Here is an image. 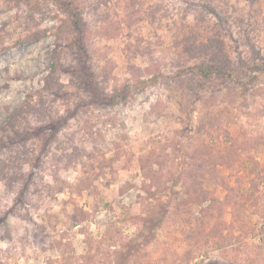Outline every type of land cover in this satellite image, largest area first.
Listing matches in <instances>:
<instances>
[{
    "label": "rangeland",
    "instance_id": "rangeland-1",
    "mask_svg": "<svg viewBox=\"0 0 264 264\" xmlns=\"http://www.w3.org/2000/svg\"><path fill=\"white\" fill-rule=\"evenodd\" d=\"M0 141V264H264V0H0Z\"/></svg>",
    "mask_w": 264,
    "mask_h": 264
},
{
    "label": "trees",
    "instance_id": "trees-1",
    "mask_svg": "<svg viewBox=\"0 0 264 264\" xmlns=\"http://www.w3.org/2000/svg\"><path fill=\"white\" fill-rule=\"evenodd\" d=\"M53 62H52V70H54L59 65V50L54 49L53 51ZM189 74H193V76L201 77L202 79H209L213 75H219V74H229L226 72V70L219 64L216 63H210V64H202L198 65L197 67H188L186 70L181 69L178 70L175 73V76L177 78H192L189 77ZM230 76V75H229ZM23 107L20 106V108L10 116L9 120L12 122V120L17 116V114L23 113ZM1 142V141H0Z\"/></svg>",
    "mask_w": 264,
    "mask_h": 264
}]
</instances>
